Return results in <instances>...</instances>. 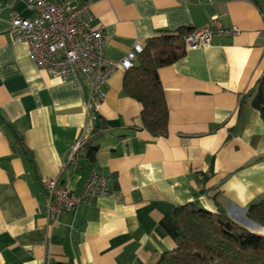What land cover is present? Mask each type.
Returning a JSON list of instances; mask_svg holds the SVG:
<instances>
[{
    "label": "crops",
    "instance_id": "crops-1",
    "mask_svg": "<svg viewBox=\"0 0 264 264\" xmlns=\"http://www.w3.org/2000/svg\"><path fill=\"white\" fill-rule=\"evenodd\" d=\"M15 12L35 14L23 0H0V264H157L175 247L162 218L190 202L220 206L264 235L246 215L264 198V120L248 95L264 72V12L253 0H91L92 25L103 27L113 60L159 30H199L214 19L239 29L159 69L169 110L159 137L125 93L124 69L109 78L99 108H89L88 86L38 68L27 42L11 38ZM91 137L95 162L79 156L62 179L77 193L95 168L108 194L53 222L42 180L58 176L70 147Z\"/></svg>",
    "mask_w": 264,
    "mask_h": 264
},
{
    "label": "built area",
    "instance_id": "built-area-1",
    "mask_svg": "<svg viewBox=\"0 0 264 264\" xmlns=\"http://www.w3.org/2000/svg\"><path fill=\"white\" fill-rule=\"evenodd\" d=\"M33 17L13 13L9 18V34L13 40L29 45L30 55L38 68L47 69L62 81L71 80L75 86L89 88V108L98 109L105 100L109 78L118 69L132 68L144 44L136 42L121 60L105 56V36L102 26L92 25L91 0H23ZM215 34L235 36L237 27H224L217 19L184 38L186 50L209 46ZM84 144L78 139L69 149L56 177L42 180L45 189L44 207L49 219L76 210L82 203L105 196L109 183L105 175L93 168L80 192L71 190L62 179L63 174L75 168Z\"/></svg>",
    "mask_w": 264,
    "mask_h": 264
},
{
    "label": "trees",
    "instance_id": "trees-1",
    "mask_svg": "<svg viewBox=\"0 0 264 264\" xmlns=\"http://www.w3.org/2000/svg\"><path fill=\"white\" fill-rule=\"evenodd\" d=\"M253 1L264 12V1ZM192 31L189 26L159 30L144 43L135 65L125 70L124 91L141 104L143 125L155 137L168 134L169 121L159 69L184 56V38ZM248 95L264 120V72ZM16 137L27 153L23 138L18 133ZM93 138L84 141L78 155L91 163L98 151ZM246 215L264 226V198L251 203ZM160 226L174 240L175 247L164 251L157 264H264V235L242 226L220 206L212 212L191 202L178 205L162 218Z\"/></svg>",
    "mask_w": 264,
    "mask_h": 264
},
{
    "label": "water",
    "instance_id": "water-1",
    "mask_svg": "<svg viewBox=\"0 0 264 264\" xmlns=\"http://www.w3.org/2000/svg\"><path fill=\"white\" fill-rule=\"evenodd\" d=\"M98 121H99V118H95V122H96V124H98Z\"/></svg>",
    "mask_w": 264,
    "mask_h": 264
}]
</instances>
